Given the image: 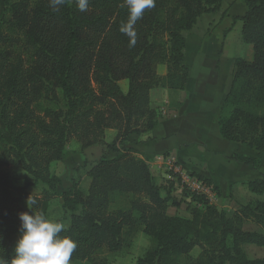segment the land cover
<instances>
[{"label": "trees", "instance_id": "16d2710c", "mask_svg": "<svg viewBox=\"0 0 264 264\" xmlns=\"http://www.w3.org/2000/svg\"><path fill=\"white\" fill-rule=\"evenodd\" d=\"M242 42L251 46V57L233 61V75L225 93L217 123L221 136L253 149L255 156L233 154L242 164L257 165L264 153V0H242ZM218 0H155L137 21L135 46L120 31L128 19L124 0H90L87 11L75 0L54 11L50 0H3L0 12V119L10 141L0 128V257L14 255L13 237L20 235L19 213L26 212L21 199L27 187L44 185L32 205L47 216L50 201L62 199L70 212L69 225L61 236L77 243L71 262L96 258L106 249L116 252L124 237L137 229L150 237L151 246L135 264H187L191 252L198 259L189 264H264L249 259L244 245L264 247V202L240 204L231 214L218 209L202 193L183 188L181 198L174 184L159 185L148 164L134 148H119L132 134L152 130L158 111L150 105V90H184L189 66L184 60L185 37L198 16L214 11ZM163 66L164 73H158ZM126 83L125 90L120 82ZM63 107L52 109L43 100L57 94ZM41 112L42 115L36 114ZM116 131L110 143L105 130ZM70 136L80 149L101 145L115 153L102 154L86 171L87 193L77 181L61 193L53 162L64 157ZM19 164L32 176L24 187L14 186L3 168ZM215 191L219 188L195 172ZM253 194H264V172L247 181ZM117 196L128 198L126 209H112ZM190 217L169 215V206L186 202ZM244 222L262 231L244 230ZM186 261V262H185Z\"/></svg>", "mask_w": 264, "mask_h": 264}, {"label": "rangeland", "instance_id": "374dc122", "mask_svg": "<svg viewBox=\"0 0 264 264\" xmlns=\"http://www.w3.org/2000/svg\"><path fill=\"white\" fill-rule=\"evenodd\" d=\"M35 0H31L34 2ZM3 8V0H0V12ZM217 9L214 11L204 12L196 19L193 26L183 31L185 37V48H184V60L193 70L196 66L203 65L205 71L202 70L206 75H210L212 67L215 66L216 72L223 75L221 80L224 91L227 92L230 86L231 77L233 75V61L237 57L250 58L252 49L251 46L246 45L242 42L241 38V26L242 21L239 19H234V16H242L246 11V5L242 0H218ZM158 73H164L163 66L158 67ZM219 80H216L218 83ZM220 83V82H219ZM121 87L125 90L126 83L124 81L120 82ZM215 87V85H214ZM213 88V85H212ZM42 105L50 106L52 109H60L63 107V101L60 93L57 94V98L54 101L43 100ZM228 108H224L223 111L220 109L216 113L215 119L217 120L218 115H225L228 113ZM36 114L42 115L41 112H36ZM0 128L9 142L10 138L7 135L2 120L0 119ZM105 138L110 143L112 138L108 131L106 132ZM230 143V142H229ZM238 147L242 148L245 154H256L253 149L246 147L240 143H235ZM119 144L118 146H120ZM102 149H89L85 154L80 149V142L77 137L70 136L66 142L64 148V157L60 161L53 162L50 166L51 172L58 175L61 179V183L57 186V192L61 193L65 190L72 181H77L78 187L82 192L85 193L87 184L85 177V168L90 167L102 154L108 157L113 155V152L99 145ZM122 147L120 146V149ZM250 151V152H248ZM241 152V151H239ZM248 152V153H247ZM83 154V155H82ZM257 165L255 168H250V175L247 179H252V173L264 172V153H261L256 157ZM243 166L241 163H235ZM6 171L12 181L14 186L24 187L26 182H31L33 180L32 176L26 173L19 164H10L3 168ZM226 171L231 175L242 176V174L236 173V168L234 164L228 166ZM240 171V170H239ZM165 175V174H164ZM162 179V180H161ZM167 180L165 177L157 178L158 183L162 182V194L164 193V186L169 183L165 182ZM176 186L177 183L175 184ZM44 187L41 183L34 186H29L26 192L30 196H36L40 193V190ZM167 187V186H165ZM234 187V188H233ZM243 185L233 184L229 185L228 188H219L215 191L211 188V199L210 202L214 204L218 209H224L229 214H231L235 209L239 207L240 204L247 202L263 201L264 194L255 198L248 199V195L252 193L248 191L247 187L243 188ZM183 189L180 187L175 188L173 195L177 198H181V193ZM20 206L31 214L36 213V211L31 206L32 210L27 206L26 199L23 198L20 201ZM128 207V198L125 196H117L112 205V209L122 208L126 209ZM169 214L179 215L184 217H190L189 210L187 209L186 202H181L179 206H170ZM47 218L52 220H58L64 222L67 226L69 225L70 212L62 208V199L60 197H55L50 201L47 209ZM244 230H252L256 228L258 231H262L259 226H256L250 222H245L243 224ZM19 237L15 235L13 237L16 243ZM124 246L116 251L109 252L103 249L96 258H104L106 264H135L136 260L142 257L146 250L151 246V239L149 236L144 234L141 229H137L133 234H127L124 237ZM246 256L249 259L263 258L264 257V247H257L255 245H245L243 247ZM199 249L195 248L187 261V264L195 262L199 257ZM186 262V261H185ZM70 264H92L86 260H78L70 262Z\"/></svg>", "mask_w": 264, "mask_h": 264}, {"label": "crops", "instance_id": "0c3cea01", "mask_svg": "<svg viewBox=\"0 0 264 264\" xmlns=\"http://www.w3.org/2000/svg\"><path fill=\"white\" fill-rule=\"evenodd\" d=\"M202 70L205 71L203 65L196 66L195 70L191 65L189 66V79L184 90L160 87L150 90V105L158 111L157 125L150 131L130 135L120 146L136 149L138 155L148 164L156 181L158 177H165L164 163L172 158L183 170L208 178L222 191L233 184L243 185L245 189V183L260 173H252L251 177H254L247 179L251 174L250 170L252 171L250 168L255 167L242 163L243 166L235 164L240 162L231 159L230 156L233 154L255 155L242 153L245 151L238 147L236 142L226 140L221 136L215 117L226 93L222 85L224 83L221 82L223 75L216 72L215 66L208 71L209 76ZM216 80H219L218 83ZM107 131L113 139L116 131L107 129L104 137ZM105 141L108 142L107 138ZM93 148L102 149L99 145H92L85 148L83 152L86 154L89 149ZM114 155L115 153L109 157ZM232 164L236 168V173L240 172L242 176H230L226 168ZM89 168L84 170L86 183H88L84 194L87 193L89 185V178L86 175ZM162 183L163 181L158 184ZM173 184L174 190L179 187ZM247 196L248 199H253L260 195L252 193ZM169 209L170 206L167 209L168 214Z\"/></svg>", "mask_w": 264, "mask_h": 264}, {"label": "clouds", "instance_id": "9594fccd", "mask_svg": "<svg viewBox=\"0 0 264 264\" xmlns=\"http://www.w3.org/2000/svg\"><path fill=\"white\" fill-rule=\"evenodd\" d=\"M69 0H50L54 11ZM78 10L87 11L90 0H75ZM128 9V19L120 26V31L129 37V46H135L137 32L136 23L140 20L146 9L155 7V0H124ZM30 196V195H29ZM26 199L27 206L37 203L35 197ZM20 235L14 246V255L5 259L0 257V264H70L72 254L77 243L69 236H61L67 225L58 220L47 218L42 212L19 213Z\"/></svg>", "mask_w": 264, "mask_h": 264}, {"label": "built area", "instance_id": "2783aa9c", "mask_svg": "<svg viewBox=\"0 0 264 264\" xmlns=\"http://www.w3.org/2000/svg\"><path fill=\"white\" fill-rule=\"evenodd\" d=\"M165 165V180L167 183H177L180 189L186 188L191 191L204 194L207 199H211V186L199 180L196 176L188 174L186 170L178 165L174 159L169 158L164 163ZM210 201V200H209Z\"/></svg>", "mask_w": 264, "mask_h": 264}]
</instances>
